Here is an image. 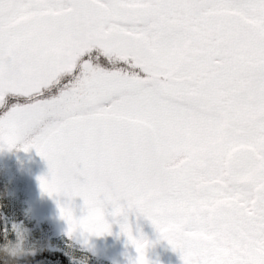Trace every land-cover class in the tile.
<instances>
[{"label":"snow or ice","instance_id":"1","mask_svg":"<svg viewBox=\"0 0 264 264\" xmlns=\"http://www.w3.org/2000/svg\"><path fill=\"white\" fill-rule=\"evenodd\" d=\"M187 6L180 0H0V147L34 148L47 162L50 175L38 177L40 188L68 198L58 207L69 239L78 224L96 236L111 232L102 220L84 229L74 219L71 200L80 196L97 216L109 203L117 211L120 204L139 209L182 264H264V227L235 262H217L213 246L198 236L220 223L202 209L241 192L230 178L250 167L233 155L245 139L238 126H225L234 107L227 100L230 70L217 68L201 82L157 79L174 64L175 36L157 40L151 25ZM242 6L264 13V0ZM199 71L198 64L185 66L186 75ZM247 138L264 139V120ZM178 147L194 152L204 168L170 171L166 162ZM209 178L215 183L197 191ZM127 219L125 212L120 232L138 251L130 264H151L145 250L152 242L133 238Z\"/></svg>","mask_w":264,"mask_h":264},{"label":"rangeland","instance_id":"2","mask_svg":"<svg viewBox=\"0 0 264 264\" xmlns=\"http://www.w3.org/2000/svg\"><path fill=\"white\" fill-rule=\"evenodd\" d=\"M243 3L244 0H202L187 16L190 28H185L187 22L184 19L177 21V16L172 18L173 11L164 19V33L158 30L155 37L159 40L168 34L175 36L172 49L174 64L160 70L158 77L164 79L162 83L201 82L202 79L211 78L215 61L232 62L227 100L228 105L234 107H230L225 126L237 125V134L245 138L233 149V155L242 156L250 170L232 179L231 183H235L241 192L214 201L202 209L208 213L210 221L220 220L218 226L210 223L206 233L198 234L203 241L221 236L227 223H234V217L242 213L243 209L235 204V198L239 197L243 202L249 200V193L253 190L249 181L261 193L264 191L261 185L264 181V139L247 138L252 126L264 120V84L260 82L264 76V13L255 15L254 11L243 7ZM191 64L199 65L200 71L195 76L185 74V66ZM36 156L34 148L25 152L19 148L9 150L0 147V199L7 201L4 208L0 207V215L4 223L2 226L7 227L6 234L11 239H15V227L26 234L29 244L34 245V251L38 246L61 251L78 259L77 264L85 258L86 264H97L100 257L112 259L109 264H124L127 257L133 261L138 255L128 236L120 232L119 223L123 222L126 212L129 233L133 238L142 235L152 242L145 250L151 264H176L178 252L173 251L165 240L163 260V239L158 238L152 221L139 209L124 204L118 206L119 211L116 205L106 204L100 208L99 216L93 214L87 205L71 204L74 219L83 220L84 229L102 220L110 226L111 232L96 236L81 230L78 224V231L69 239L66 234L67 222L60 216V203L42 200L32 183L31 164ZM186 166L202 170L204 163L197 159L194 152L178 147L168 158L166 167L170 171H177ZM213 183L215 181L209 178L197 183L195 188L202 191ZM229 199H232V203ZM166 249L169 250L168 254ZM238 249L244 252L242 246ZM116 257L118 261H114Z\"/></svg>","mask_w":264,"mask_h":264},{"label":"flooded vegetation","instance_id":"3","mask_svg":"<svg viewBox=\"0 0 264 264\" xmlns=\"http://www.w3.org/2000/svg\"><path fill=\"white\" fill-rule=\"evenodd\" d=\"M180 2L188 6L174 11V14L173 12H168V13L161 15L157 19V21L153 25H151V27L156 28L158 30H163V33H164V19H166L170 15V13L173 14L172 18H175L177 16V21H181L184 19L187 22L188 21L187 16L191 14V12L193 13L194 8L197 6V4L201 3L202 0H180ZM184 14L186 15V17H184ZM254 14L256 15V12ZM263 17L264 16H262V18ZM187 27L189 28L191 27L190 22H187V24L185 25V28ZM173 28L175 29L176 27H173ZM176 29H179V28H176ZM252 30H255V29H252ZM214 64L215 66L211 70V78L215 75L217 68H226L230 70V73H231L230 79L228 80V84H229L232 79V62L228 63L227 61H224V60L223 61L218 60V61H215ZM159 80L164 81V79H159ZM231 182H232V179H230V183ZM249 182H250L249 184H251L250 189H253V190H251L250 193L249 191H247L250 194L248 197L249 200L246 201L247 203L243 202L242 199H238L239 197L237 199L235 198L236 200L235 204L238 207H241L243 209L242 213L234 217V219H236L234 223H227L228 226L223 230V233L221 234V236L204 240L205 243L213 246V250L216 254L217 262L237 261L239 257L246 254L247 245L251 243L254 237H256L259 234L257 229L264 227V217H261L259 215V207L261 205H264V191L261 193L255 184L252 186L253 184L252 181H249ZM261 185L264 186V181ZM39 197L45 202L49 201V199L43 196L39 195ZM229 202L232 203V199H229ZM211 229L213 228L211 227ZM215 242H217L220 245H217ZM162 245H163L162 246V255H163L162 257L164 260V240H163ZM241 246L244 248L243 253L240 252L238 249V247H241ZM165 251L168 254L169 250L166 249ZM118 260H119L118 257L114 259V261H118ZM130 261L131 259L127 257L124 260V264H130ZM43 262H47V261H43ZM106 262L109 264V262L110 263L112 262V259L107 258V257H100L97 264H104ZM175 262L176 264H182L179 253H177ZM0 264H4V260H0ZM18 264H24L23 259H21L18 262Z\"/></svg>","mask_w":264,"mask_h":264},{"label":"clouds","instance_id":"4","mask_svg":"<svg viewBox=\"0 0 264 264\" xmlns=\"http://www.w3.org/2000/svg\"><path fill=\"white\" fill-rule=\"evenodd\" d=\"M13 231L15 239L5 238L0 243V260H4V264H18L21 259L34 254V245L29 244L26 234L15 227ZM79 264H86V258L81 259Z\"/></svg>","mask_w":264,"mask_h":264},{"label":"trees","instance_id":"5","mask_svg":"<svg viewBox=\"0 0 264 264\" xmlns=\"http://www.w3.org/2000/svg\"><path fill=\"white\" fill-rule=\"evenodd\" d=\"M52 91H55V88H53ZM6 204L7 201L0 199V207L4 208ZM2 223L3 221L0 215V243H3L5 238L11 239L9 235L6 234L7 227L5 229V227L2 226ZM42 261H47L50 264H77L78 259H73L71 255H66L61 251L49 250L47 247H41L37 251H34L33 255L23 258L24 264H38V262Z\"/></svg>","mask_w":264,"mask_h":264},{"label":"water","instance_id":"6","mask_svg":"<svg viewBox=\"0 0 264 264\" xmlns=\"http://www.w3.org/2000/svg\"><path fill=\"white\" fill-rule=\"evenodd\" d=\"M50 175L49 168L47 165V162L40 156L37 155L35 160L33 161L31 165V180L34 185V187L38 190V192L45 196L46 198L54 201V202H60V203H68V198L64 196L63 194L55 195L50 197L46 193L42 192L39 184L38 177L44 176L48 178ZM71 204H85L84 199L80 196H75L71 200Z\"/></svg>","mask_w":264,"mask_h":264}]
</instances>
